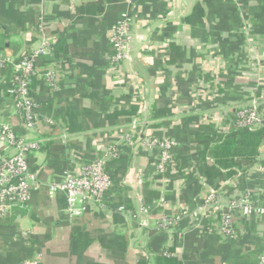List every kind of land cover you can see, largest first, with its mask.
Wrapping results in <instances>:
<instances>
[{
	"label": "crops",
	"instance_id": "crops-1",
	"mask_svg": "<svg viewBox=\"0 0 264 264\" xmlns=\"http://www.w3.org/2000/svg\"><path fill=\"white\" fill-rule=\"evenodd\" d=\"M125 16L132 23V42L124 68L114 74L106 70L110 39ZM42 21L58 42L53 55L37 62L42 71L57 73L58 88L43 76L33 83L40 122L30 137L49 139L31 157L43 186L28 207H14L0 219V264H24L35 255L40 264H158L166 256L162 251L179 264H259L264 218L238 221L237 238L224 239L208 221L182 238L158 232L157 222L173 205L193 211L202 192L193 175L153 181L159 148L137 145L128 158L110 163L115 186L109 199L75 219L64 214V195L51 197L49 186L63 180L64 170L91 162L98 144L116 142V132L129 131L130 119L116 117L122 110L113 106L141 88L146 114L140 121L150 125L140 124V129L173 138L180 166L199 167L184 118L200 120L223 110L233 114L252 98H264V0H0V61L7 62L0 75L5 80L26 50L39 47ZM5 85L0 82V115L23 133ZM175 114L179 119L173 125ZM224 124L204 123L217 132ZM258 165H264V142L258 157L233 170L235 175L223 170V178L209 181L237 182L263 207L264 175ZM147 191L158 200L148 199ZM162 197L165 206L158 205ZM142 204L151 207L148 228L137 223Z\"/></svg>",
	"mask_w": 264,
	"mask_h": 264
},
{
	"label": "built area",
	"instance_id": "built-area-1",
	"mask_svg": "<svg viewBox=\"0 0 264 264\" xmlns=\"http://www.w3.org/2000/svg\"><path fill=\"white\" fill-rule=\"evenodd\" d=\"M48 24L43 21L37 28L41 41L37 49L26 50L21 58L12 64V73L15 85L8 92L10 104L15 109L16 116L21 120L20 133L10 122L2 120L0 115V219L14 207L26 208L30 204L33 195L38 192L42 185L37 173L31 165V157L40 151L49 141L46 138H34L37 134L40 122L38 104L34 98L33 83L35 78L43 76L48 79L50 86L58 88V77L55 71L41 70L37 67V60L41 57L53 55L58 42L51 37ZM132 23L129 17H123L110 39L112 53L108 57L107 71L119 73L124 68L128 59L127 51L132 42ZM7 62L0 61V68L6 66ZM1 72V70H0ZM0 82L6 84L4 77L0 75ZM131 97H123L115 103L113 109L124 110L135 106L138 108L137 116L133 118L129 131H118L115 133L118 141H109L105 146L95 147L94 159L84 163L77 170L66 169L62 173L63 180L60 183H52L49 186L50 196L54 197L61 193L65 197L64 214L69 219H75L102 205L109 199L110 193L115 186L108 166L114 160L128 158L130 152L139 145L143 149L159 148L161 153L154 165L153 181L164 182L170 176L184 173L185 177L193 175L196 169L182 168L177 161L175 151L179 143L171 137L157 136L149 129H140L143 125L148 128L149 121L142 123L140 116L146 114L145 95L143 89L139 93H130ZM170 117L175 121L179 119ZM224 121L225 124L219 128L220 133H230L236 129L258 130L264 126V98L254 97L247 105L238 107L233 114L224 111L221 115L214 113L205 115L197 123L191 125V129L197 130L204 123L207 125ZM53 124V119H47ZM214 162L213 159H209ZM257 171L264 175V165H258ZM185 180V179H184ZM202 192L199 205L190 211L185 205L176 203L168 214H164L157 222L159 233L182 238L187 231H197L201 223L208 221L215 227L220 235L225 238L239 237L237 228L238 221L249 222L252 218H264V206L256 205L251 191H241L236 183H211L205 177H200ZM165 199L158 201L159 206H165ZM124 210V207L121 208ZM143 218L137 221L143 228L149 227L151 207L142 204L140 213ZM167 251L161 254L168 255ZM144 254L150 255L144 251ZM40 257L33 256L24 264H40ZM259 264H264V253Z\"/></svg>",
	"mask_w": 264,
	"mask_h": 264
},
{
	"label": "trees",
	"instance_id": "trees-1",
	"mask_svg": "<svg viewBox=\"0 0 264 264\" xmlns=\"http://www.w3.org/2000/svg\"><path fill=\"white\" fill-rule=\"evenodd\" d=\"M173 51L176 48L172 47ZM43 57L39 58L42 59ZM38 59V60H39ZM37 60V62H38ZM6 65V64H5ZM6 66L0 68L3 71ZM14 73L6 79L5 92L8 94L13 89L15 82ZM134 107V108H133ZM124 109L118 113L116 117L125 116L130 121L137 116L138 108L133 106ZM157 108V107H156ZM168 110V107L166 108ZM159 110V108L157 109ZM196 117H185L182 121L187 131H191L194 135V141L199 154L200 166L196 167L193 176L197 179L205 177L206 179H221L224 177L223 170H228V175L233 176V170H241L249 165L259 155V148L264 142V126L258 130L251 131L249 129H236L230 133L222 134L217 132L211 126H200L197 130H192L191 125L197 123ZM209 159H213L215 164H212ZM188 166L192 164L184 158ZM171 177V176H170ZM178 178L185 177L184 173L177 175ZM148 199H157L158 195L153 196L150 191L146 192ZM158 259V264H179L177 259L167 258ZM140 264H145L142 260Z\"/></svg>",
	"mask_w": 264,
	"mask_h": 264
}]
</instances>
